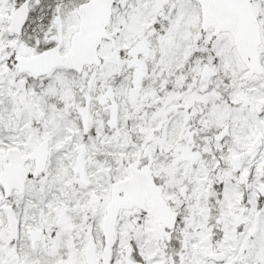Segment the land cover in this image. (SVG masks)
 <instances>
[{
	"label": "snow or ice",
	"instance_id": "1",
	"mask_svg": "<svg viewBox=\"0 0 264 264\" xmlns=\"http://www.w3.org/2000/svg\"><path fill=\"white\" fill-rule=\"evenodd\" d=\"M0 264H264V0H0Z\"/></svg>",
	"mask_w": 264,
	"mask_h": 264
}]
</instances>
